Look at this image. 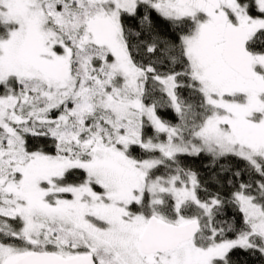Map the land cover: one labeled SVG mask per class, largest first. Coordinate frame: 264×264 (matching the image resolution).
Listing matches in <instances>:
<instances>
[{"label": "snow or ice", "instance_id": "6c2138e0", "mask_svg": "<svg viewBox=\"0 0 264 264\" xmlns=\"http://www.w3.org/2000/svg\"><path fill=\"white\" fill-rule=\"evenodd\" d=\"M237 252L264 258V0H0V264Z\"/></svg>", "mask_w": 264, "mask_h": 264}, {"label": "trees", "instance_id": "16d2710c", "mask_svg": "<svg viewBox=\"0 0 264 264\" xmlns=\"http://www.w3.org/2000/svg\"><path fill=\"white\" fill-rule=\"evenodd\" d=\"M160 27L163 30H166V25L161 22ZM189 165L193 167L194 169H197L201 173V178L207 180L208 175H209V170H208V160L207 159H191L189 158L187 160ZM236 256L238 259H241L246 262V264H264V258H261L259 256L257 257H250L247 253L243 252H237Z\"/></svg>", "mask_w": 264, "mask_h": 264}]
</instances>
